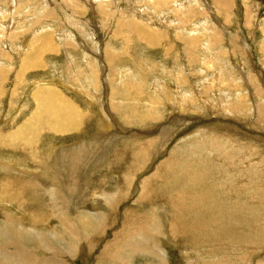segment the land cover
<instances>
[{
    "label": "rangeland",
    "instance_id": "obj_1",
    "mask_svg": "<svg viewBox=\"0 0 264 264\" xmlns=\"http://www.w3.org/2000/svg\"><path fill=\"white\" fill-rule=\"evenodd\" d=\"M20 1H10L23 5L19 15L0 8V146L14 143L44 162L24 166L21 152L1 154L14 167L0 164V184L36 185L25 186L23 210L0 200V220L53 228L98 215L111 228L95 245L64 242L83 248L72 264H111L101 258L107 242L142 223L166 261L133 264H264V0H161L163 8L160 0H98L110 16L98 14L93 0ZM129 3L141 12L135 22L166 42L150 46L132 31L118 33V22L134 16ZM11 33L18 39L9 42ZM45 36L57 53L40 51ZM33 44L32 64L42 65L35 74L22 63ZM53 91L74 105L81 131L40 130L34 148L12 142L40 108L35 92L42 102ZM54 149L67 154L52 158ZM22 242L38 259L52 254Z\"/></svg>",
    "mask_w": 264,
    "mask_h": 264
},
{
    "label": "bare ground",
    "instance_id": "obj_2",
    "mask_svg": "<svg viewBox=\"0 0 264 264\" xmlns=\"http://www.w3.org/2000/svg\"><path fill=\"white\" fill-rule=\"evenodd\" d=\"M10 1H12V2L16 1L17 2L16 5L18 4V2L19 3L21 2L20 0H8V1L5 0L4 1L5 3H4V2H2V0H0L1 10L3 9V7H6L7 12L10 11L9 9H11V11H12V9L16 6H13L10 3ZM141 1H144V0H141ZM148 1L149 2L152 1V3H150V4L159 2L158 0H156L155 2H153V0H148ZM85 2H86V0H85ZM92 2L95 3V5L97 7L96 11L98 12V14H100L102 16L103 15L104 16H106V15L110 16V14H109L110 11L106 14H103V11H102L100 5H98V0H93ZM166 5H167L166 1H161V0L157 4L158 7H162V8L165 7ZM220 5H221V3H220ZM222 5H223V3H222ZM22 6L23 5L17 6L19 8L16 7L15 10H17L16 11L17 13H15V14L19 15L18 11L21 10ZM129 6H130V8H132L131 10H132L134 16L130 17L131 18L130 21H125V22L119 21L118 22L117 27L119 30V32H118L119 34H120V31L122 33L123 30L132 31V33H134V36L138 40H140L141 42H148L149 41L150 46H151V44H155L157 42H163L164 40H165V42L167 41L164 37L165 35L162 32H157V33L153 32L152 33L151 30H148V32H147L143 27H140L142 25H139L135 22L136 19H138V18L141 19L140 10H138V8L135 7L133 4L132 5L130 4ZM174 7L179 8L178 5H177V7L176 6H174ZM109 9H110V7H109ZM149 9L151 10L152 8L149 6ZM23 10H24V8H23ZM78 11H79V9H78ZM123 15H124V13L122 14V16ZM134 18H136V19H134ZM6 19L7 20L9 19L8 21H10V18H8V16H6V18L3 19V21ZM12 22H13V20H11V23ZM9 27H10V23H9V26L7 27L8 30H9ZM5 30H7V29H5ZM13 32H14V29H13ZM2 33H3V31H2ZM13 35H14L13 33L10 34V37L8 40L9 42H11L15 39H18L17 34H16L17 37H14ZM120 36H122V35H120ZM47 37L48 36H45L44 38H42V40H40V42L42 44H44L46 42L44 44V46L40 48V51H42V53L45 54V52H51L52 50H55V52L57 53L58 50H56V47L50 43V41ZM21 38H23V37H21ZM196 39H197L196 37L191 39V43L196 44L197 43ZM1 40L2 39H0V41ZM5 41H6V39H5ZM5 43H8V42H5ZM9 44H12V43H9ZM160 44H159V46H160ZM23 45H24V43H23ZM24 46H27V43ZM35 47H36V45L33 44L30 47V50L22 58L23 65L26 66V64L29 62L27 70L32 71L33 72L32 74H35V72H36L35 70H38L40 68V66H42L41 64L39 65V63H37L35 65V68H34V65L32 64L33 57L35 56V55L33 56V54L36 53ZM24 52L22 51L21 53L24 54ZM17 53H18V51H17ZM51 53H53V52H51ZM4 54H6V53L4 52ZM110 57H111V55H110ZM14 59H16V58H14ZM18 61H20V60H18ZM2 64H0V65H2ZM6 65H7V63H6ZM102 67H104V66H102ZM8 69H10V67ZM8 69H6V70H8ZM0 76H2V75H0ZM22 82H23V80H22ZM5 83L3 85H5ZM14 88H16V87H14ZM38 94H39V92L38 93L35 92V95L33 96V98H34L35 105H36V101H37L40 108L38 110L36 109V111L33 112L32 117L27 118V120L25 122L20 123L17 131L12 132L10 134V139H12V142L19 140L20 143L18 145H25V147L34 148L36 146V139L40 138L43 135V134H40V130L45 131L48 134H51L53 137L67 136V135L71 134L72 130L81 131V127L79 125V120L77 118V113H76V109H75L74 105L71 102H68V100L63 97V94L61 92H59V91L51 92L49 94V96L47 98H45V100L42 102H40V99H37ZM113 95H114V92H113ZM111 99H113L112 98V91H111ZM14 123H15V121H14ZM24 138L25 139L28 138V140L23 141ZM5 147L13 149V150H8V149H5L3 146H0V157L4 159L3 162H0V164L7 163L9 165V167H7V169L14 167V166L12 164H10V162H9L10 158L6 159V158L2 157L1 154L6 155V152H7V155H12L14 153L19 155L20 154L19 152L24 154L26 156V159L25 160L21 159L24 166H29L31 162H33L35 164L37 162L38 163L44 162V160H42V159L40 161L36 160V151H32L29 153L26 150H21L22 146L17 147V145L15 146L14 143H10L9 145H5ZM25 149H27V148H25ZM60 151H62L61 155L63 157L66 156V154H67L66 151L64 152L61 149H54V150H51L49 152L51 154V157L54 158L56 156V154L60 153ZM82 152L83 151L81 150V153H79V155H77V156H80V158L77 157V160L80 163H82L81 161L83 159ZM24 155H22V156H24ZM19 159H20V157H19ZM16 160H18V158ZM46 161H48L50 163H56L55 160L49 158L48 154H47ZM16 162H18V161H16ZM27 162H29V163H27ZM18 164L15 163V165H18ZM4 165L6 166V164H4ZM76 166H78V165H76ZM21 167H23V166H21ZM0 168H4V167H0ZM23 169H25V168H23ZM17 171L20 172V170H17ZM26 171H28V170H26ZM31 171L32 170L28 171V172H30L28 176H30ZM14 172H15V170H14ZM34 172H36V170H34ZM24 173H26V172L24 171ZM12 174H11V176H12ZM33 174H31V176L36 177L35 176L36 173H33ZM18 177L19 176L17 175V178ZM3 178H4V176H3ZM4 181H5V179H4ZM34 182L28 183V181L23 180V179L22 180H15L13 178H7L4 183L0 184V185L4 186L3 188H2V186L0 188V200L5 199L4 201L14 202V203L20 205V207L23 210V207L26 206V203L23 199L25 186H27L28 184H29V186L36 185V181H34ZM56 192H57V190L54 189V193H56ZM59 192H61V191H59ZM2 203H4V202H2ZM171 203H173L172 200H167L165 203L166 204L165 206L172 208ZM13 206H15V205H13ZM1 207L3 208V207H5V205L4 206L2 205ZM2 208H0V209H2ZM7 209H9V208H7ZM22 210H20V211H22ZM13 211H15V210H13ZM22 213H23V211H22ZM17 214L19 215V214H21V212L17 213ZM24 214H25V212H24ZM28 215L31 217H34V218L37 217L36 214H28ZM128 216H130V215H128ZM128 216H127V218H128ZM129 219H128V221H130ZM28 222H30V221H28ZM145 222H147V221L145 220ZM126 224H128V222ZM142 224H144V223H142ZM141 225L138 226V229L135 230L133 234H130L131 232H128V230L117 233L115 235L113 241L107 242L105 249H104V252L101 253V258H103V256H104V258L108 259L111 262V264H118L115 262V260L121 261V264H133V263H136L137 260H138V263H140L139 262L140 260L138 258L142 259L144 263H148V260L143 258V257H149L153 261L165 262L166 258H164V256H163L164 255L163 251H160V250L158 251L156 249L150 248V243H149V241H147L148 240L147 239L148 236L146 234L147 230L143 229L141 227ZM153 225H154V223L153 224L146 223V227H150V226L153 227ZM107 228H109V225L107 224L106 221L105 222L102 221L98 215H93V214H88V213L80 214V216L77 217L76 220H65V221L59 223V225L57 227H53V228H52V225L51 226H47V225L39 226L36 224V222H31L30 227H24L21 225V223H19L18 221L14 220L12 218L0 220V264H72L73 262H70V261L73 260V258L76 259V261L79 260L80 256L82 255L81 253H82L83 248L74 247V246L69 244V248L66 249V247H64V244L66 243V245H67V243L71 242V243H74L75 246L76 245L79 246V245H81L82 242H88L90 245L92 243H93V245H95L96 243L102 242L103 236L105 235V234L102 235V233H104L107 230ZM93 229H95L94 232H92L90 234V231ZM22 240L28 244L32 243L33 245H36V247L39 249L42 247L47 248L49 250V253L52 252L51 256L49 258H40L41 260L38 259L39 257L36 253L25 250ZM141 255H143V256H141Z\"/></svg>",
    "mask_w": 264,
    "mask_h": 264
}]
</instances>
